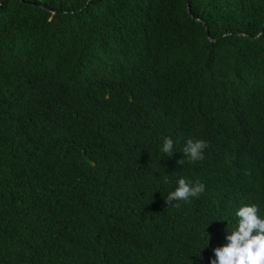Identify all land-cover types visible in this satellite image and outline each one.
Instances as JSON below:
<instances>
[{
    "label": "trees",
    "instance_id": "obj_1",
    "mask_svg": "<svg viewBox=\"0 0 264 264\" xmlns=\"http://www.w3.org/2000/svg\"><path fill=\"white\" fill-rule=\"evenodd\" d=\"M180 178L205 190L167 205ZM245 205L264 0H0V264H211Z\"/></svg>",
    "mask_w": 264,
    "mask_h": 264
},
{
    "label": "clouds",
    "instance_id": "obj_2",
    "mask_svg": "<svg viewBox=\"0 0 264 264\" xmlns=\"http://www.w3.org/2000/svg\"><path fill=\"white\" fill-rule=\"evenodd\" d=\"M207 142L203 140L193 141L189 139L182 149L183 155L189 162L204 159V149ZM161 151L167 156L173 155V140L165 138ZM184 160L177 161L183 165ZM205 190V185L199 181L195 183L178 180V187L164 198L167 205L176 200L187 201L191 197H198ZM256 205L242 206L237 212L239 217L238 228L231 234L227 233V243L223 247L213 249L215 259L211 264H264V219L258 218Z\"/></svg>",
    "mask_w": 264,
    "mask_h": 264
}]
</instances>
